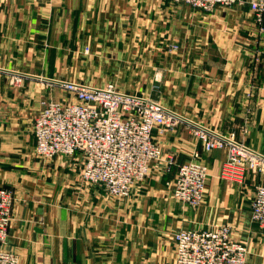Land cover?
<instances>
[{"label": "crops", "instance_id": "crops-1", "mask_svg": "<svg viewBox=\"0 0 264 264\" xmlns=\"http://www.w3.org/2000/svg\"><path fill=\"white\" fill-rule=\"evenodd\" d=\"M62 82L112 83L178 117L153 132L163 158L130 196L82 183L78 154L34 153L33 119L66 96ZM192 124L264 154V18L247 4L206 12L172 0H0V186L13 192L2 247L19 264H172L175 233L222 224L247 247L246 264H264L250 208L264 176L219 179L226 152H204ZM193 152L209 175L198 209L171 196Z\"/></svg>", "mask_w": 264, "mask_h": 264}, {"label": "built area", "instance_id": "built-area-1", "mask_svg": "<svg viewBox=\"0 0 264 264\" xmlns=\"http://www.w3.org/2000/svg\"><path fill=\"white\" fill-rule=\"evenodd\" d=\"M172 1L206 12L247 4L258 23L264 18V0ZM13 82L19 85L21 80L14 78ZM62 85L68 97L46 101L33 119L34 153L41 159L78 154L81 162L78 175L82 183L99 186L112 198L130 196L163 158L153 132L174 129L178 117L159 102L122 93L111 83L103 88L76 82ZM191 127L204 152L225 150L219 179L242 183L248 172L264 176V155L247 147L242 136L222 135L195 124ZM208 176L199 153L193 152L178 167L171 185L172 198L198 208L205 199ZM12 203L13 192L0 186V264H19L18 255L2 247L7 240ZM250 208L252 221L264 231V183L255 186ZM172 239V264L246 263L247 248L232 238L228 224L206 230L183 228Z\"/></svg>", "mask_w": 264, "mask_h": 264}, {"label": "rangeland", "instance_id": "rangeland-1", "mask_svg": "<svg viewBox=\"0 0 264 264\" xmlns=\"http://www.w3.org/2000/svg\"><path fill=\"white\" fill-rule=\"evenodd\" d=\"M13 78H19L20 80H21V77H17V76H15V77H13ZM22 81V80H21ZM108 84H110V83H108ZM112 84V83H111ZM81 85H83V84H81ZM107 85V84H106ZM61 89H62V91L63 92H65V94H66V96H63L62 98H60V99H58V100H63V99H65V98H67L68 97V93L64 90V86L61 84L60 86H59ZM58 100H55V101H58ZM49 101H54V100H49ZM46 101H44L43 103H45ZM42 103V104H43ZM236 135V134H235ZM238 137V136H237ZM245 143V142H244ZM246 145V144H245ZM247 146V145H246ZM248 147V146H247ZM250 148V147H249ZM251 149V148H250ZM253 150V149H252ZM261 154V153H260ZM262 155H264V154H262ZM246 176V175H245ZM171 196H172V192H171ZM174 199V198H173ZM175 200V199H174ZM203 203V202H202ZM201 203V204H202ZM182 204V203H181ZM182 205H184V204H182ZM189 207V206H188ZM200 207V206H199ZM198 207V208H199ZM250 207H251V205H250ZM191 208V207H190ZM198 208H195V209H198ZM193 209V208H192ZM256 224V223H255ZM222 225H225V224H222ZM257 225V224H256ZM221 226V225H220ZM258 226V225H257ZM202 230H206V229H202ZM242 243V242H241ZM243 244V243H242ZM247 248V247H246ZM247 254H248V250H247ZM246 259H247V257H246ZM246 264V263H245Z\"/></svg>", "mask_w": 264, "mask_h": 264}, {"label": "bare ground", "instance_id": "bare-ground-1", "mask_svg": "<svg viewBox=\"0 0 264 264\" xmlns=\"http://www.w3.org/2000/svg\"><path fill=\"white\" fill-rule=\"evenodd\" d=\"M63 83V82H62Z\"/></svg>", "mask_w": 264, "mask_h": 264}]
</instances>
